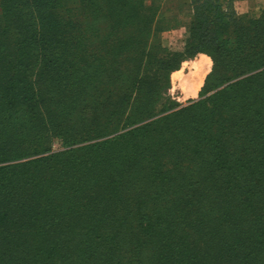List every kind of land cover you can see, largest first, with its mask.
Segmentation results:
<instances>
[{
  "label": "trees",
  "instance_id": "obj_1",
  "mask_svg": "<svg viewBox=\"0 0 264 264\" xmlns=\"http://www.w3.org/2000/svg\"><path fill=\"white\" fill-rule=\"evenodd\" d=\"M191 1L0 0V264H264V3Z\"/></svg>",
  "mask_w": 264,
  "mask_h": 264
},
{
  "label": "rangeland",
  "instance_id": "obj_2",
  "mask_svg": "<svg viewBox=\"0 0 264 264\" xmlns=\"http://www.w3.org/2000/svg\"><path fill=\"white\" fill-rule=\"evenodd\" d=\"M157 3L162 2L164 0H155ZM171 1V0H167ZM232 2V9L235 12V14L238 17H257L260 14L261 8L263 6L264 0H231ZM188 13L186 12V15H184L183 19H175V18H170V22H168L171 27V29L168 32H165L162 34V42L163 45L166 46L168 49L172 51L179 50L182 47L183 41L187 36V30L186 26L187 23L189 22V17L187 15ZM177 24L178 26H175ZM6 37H1L0 36V41H2ZM16 47L20 49H27L28 43L24 44V46L20 47V45ZM200 55V56H199ZM195 56L192 59L184 61L180 65V72L178 73H183V75H188L190 73V68L192 69H197L201 68L202 69V74L198 77L197 79V85L193 91V93L187 97L181 96L180 89L178 88V85L174 84L175 82H172V73L170 74L169 77V82H170V87L167 90V96L169 97V100L173 103L178 104L179 107H184L188 105L192 101H197L200 99V92L202 90V87L204 85L205 79L208 76V74L211 72L212 68V61L211 59L204 54H199ZM187 68V69H186ZM178 71V70H177ZM205 74V75H204ZM204 75V76H203ZM203 76V78H202ZM202 78V80H201ZM201 80V83H200ZM199 88L197 95L194 99L189 98L192 96L197 89ZM180 92V93H179ZM51 150L52 151H58L61 150L62 144L59 139H53L51 140Z\"/></svg>",
  "mask_w": 264,
  "mask_h": 264
},
{
  "label": "crops",
  "instance_id": "obj_3",
  "mask_svg": "<svg viewBox=\"0 0 264 264\" xmlns=\"http://www.w3.org/2000/svg\"><path fill=\"white\" fill-rule=\"evenodd\" d=\"M186 12L188 13V17L192 15L193 13V6H192V1L191 0H171V1H167L164 0L161 2L160 5V14H162V16L160 15V18H165V19H183L184 15H186ZM190 19V17H189ZM200 56V55H199ZM180 72V70L175 71L172 73V82H175L174 84L176 85V81H174V75L176 73ZM199 88L197 89V91L190 96L189 98L194 99L197 95Z\"/></svg>",
  "mask_w": 264,
  "mask_h": 264
},
{
  "label": "bare ground",
  "instance_id": "obj_4",
  "mask_svg": "<svg viewBox=\"0 0 264 264\" xmlns=\"http://www.w3.org/2000/svg\"><path fill=\"white\" fill-rule=\"evenodd\" d=\"M189 71L190 73L186 76L183 75L182 72L176 73L174 75V81H176L178 88L180 89L181 96L184 97H187L193 93L197 85V79L202 74V69L200 67L197 69L190 68Z\"/></svg>",
  "mask_w": 264,
  "mask_h": 264
}]
</instances>
